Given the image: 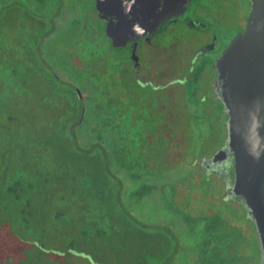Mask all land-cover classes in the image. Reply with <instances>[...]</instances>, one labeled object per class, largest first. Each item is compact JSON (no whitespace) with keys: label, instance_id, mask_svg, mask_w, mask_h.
Instances as JSON below:
<instances>
[{"label":"flooded vegetation","instance_id":"flooded-vegetation-1","mask_svg":"<svg viewBox=\"0 0 264 264\" xmlns=\"http://www.w3.org/2000/svg\"><path fill=\"white\" fill-rule=\"evenodd\" d=\"M97 1L0 0V95L21 103L32 76L44 104L58 112L46 122L108 154L130 197L131 264L140 256L147 258L141 264H219L217 256L264 264L255 223L232 189L227 110L214 66L249 12L228 36L217 13L232 0H185L155 26L152 7L158 3V12L167 0H113L104 11ZM192 29L202 43L187 59L184 34ZM215 102L227 127L220 142ZM250 226L254 253L243 248ZM221 231H233L232 245ZM6 258L3 246L0 264Z\"/></svg>","mask_w":264,"mask_h":264},{"label":"trees","instance_id":"trees-1","mask_svg":"<svg viewBox=\"0 0 264 264\" xmlns=\"http://www.w3.org/2000/svg\"><path fill=\"white\" fill-rule=\"evenodd\" d=\"M26 84L24 79L22 85ZM19 104L15 96L0 95V114H5L6 123L5 138L0 135V238L7 234L3 226L7 223L8 229L13 226V234L21 230L22 239L30 236L33 251L44 253V237L57 233L67 244L52 251L77 250L88 255L93 264H113L108 252L111 249L121 254L118 240L123 243L130 238L125 222L130 217V197L123 195V180L113 173L115 167L108 154L102 148L95 151L94 147L80 146L61 128L55 130L46 121L39 125L22 120L12 126L17 117L14 119L9 109ZM50 215L54 221H65L63 232L59 226H52L54 231L50 232L38 225ZM230 233L221 231L227 245L233 244L234 233ZM83 242L87 247L80 248L78 243ZM115 242V248H111ZM231 258L222 260L217 256L215 262L234 264ZM146 259L137 257L134 264ZM127 262L131 264L130 251Z\"/></svg>","mask_w":264,"mask_h":264},{"label":"water","instance_id":"water-1","mask_svg":"<svg viewBox=\"0 0 264 264\" xmlns=\"http://www.w3.org/2000/svg\"><path fill=\"white\" fill-rule=\"evenodd\" d=\"M111 1L98 0L97 6L104 11ZM184 2L171 5L167 0L158 12V3L154 5L153 26L177 15ZM214 66L219 96L227 110L232 189L255 223L264 260V0H251L244 30L234 34Z\"/></svg>","mask_w":264,"mask_h":264},{"label":"rangeland","instance_id":"rangeland-1","mask_svg":"<svg viewBox=\"0 0 264 264\" xmlns=\"http://www.w3.org/2000/svg\"><path fill=\"white\" fill-rule=\"evenodd\" d=\"M250 1L251 0H234V1L232 0V3L230 2L231 6L230 7L227 6L225 13H221V12L217 13L218 19L225 24L224 29H226L225 32L226 34H228V36L229 34L236 32L237 30L241 29L244 26L246 19L245 17L247 16V13L249 12L250 9ZM198 35L196 31L193 29L185 32L184 34L185 39H187L188 41L187 43L188 49L186 51V54H183V56L186 57L187 59H189V56L191 55L195 47H197L202 43ZM206 69L204 74L208 75L209 78H212L211 68H206ZM166 71L167 74L170 73V70L167 69ZM31 74H33V72ZM40 86L38 87L37 81L33 80V77L31 76L30 83L28 86V88L31 89H30V93L28 94V97H23V100L20 103L19 108L16 106L13 107V109H9V112H11L14 115V119L17 117L14 123L11 124L12 126H14V124L22 120L24 121L33 120L35 121V123L42 125L46 120H51L52 116L56 115L57 112L53 110L52 105L46 106L42 101L43 100L42 93L44 92V90L40 89ZM44 89L46 90V93L49 90L45 87ZM213 105L215 107L214 117L215 120L217 119V121L214 124L217 126L215 135L220 142L226 137L227 127L225 125V114L224 111L219 108L220 105L219 102L218 103L215 102ZM3 118L5 119V114H0V135L2 136V138H5L4 126L6 123L5 121H3ZM1 214L3 213L0 212V215ZM1 219L2 218H0V220ZM42 220H44V222L46 223L44 222L41 223ZM245 221H247V219ZM41 222H39L38 225L40 226L43 225L45 229L50 232L54 231L52 230V226L53 228L54 226H59L62 232H63L62 229L66 227L65 221H61V220L54 221L51 215L46 216L45 219H41ZM3 226L6 227L7 234L3 235V238H0V248L2 249L3 246L6 247L7 258L5 260L6 262L5 264H34L33 260L35 261V264H89L87 259H89L90 262L92 261V259H90L88 255L82 256L72 251L70 253H65V255L63 256L52 255L51 253L52 249H63L66 246L67 242H65V238L63 235L57 233H56L57 235L55 233L46 234L47 237L45 236L43 239V243L45 247L44 253L43 251L40 250L37 251L35 249L34 252L33 247L31 248L30 236L26 237V239H29V241H26V239H22L23 231L18 229L19 231H16L17 234L16 233L13 234L12 231L10 230V227L12 229L13 226L9 225V229L7 223H4ZM250 228L252 233H248L247 237L244 239L246 243L244 244L243 248L246 251L249 250L250 253L251 252L254 253V249H256L255 243H257V240L255 242V239L257 238V236L255 234V231L253 230L254 227L252 228L250 226ZM10 232L12 233V236L10 235ZM114 240L115 239H113V241ZM3 241H5L7 245L4 244ZM118 244L122 245L121 246L122 253L116 255V251H111L110 249L108 255L110 256L111 261H113V264H126L128 253L130 251V243L128 240H125L123 243H120V240H118ZM115 245L116 242L113 244L111 248H115ZM78 246L80 248L87 247V245L84 244V242L81 245L78 243ZM127 264L129 263L127 262Z\"/></svg>","mask_w":264,"mask_h":264}]
</instances>
